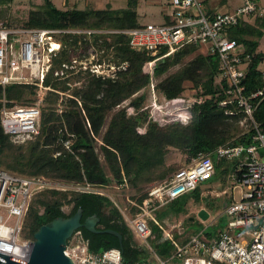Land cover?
<instances>
[{
  "label": "trees",
  "instance_id": "16d2710c",
  "mask_svg": "<svg viewBox=\"0 0 264 264\" xmlns=\"http://www.w3.org/2000/svg\"><path fill=\"white\" fill-rule=\"evenodd\" d=\"M43 1L39 8L29 10L26 20L19 28L110 31L139 27L135 12L137 0H128V8L119 12L76 9L63 11L54 7L50 0ZM3 3L4 0H0V5ZM89 20H93L90 25ZM109 22H113L114 26L109 25ZM0 27L11 28V25L7 22L4 25L0 23ZM105 31L89 36H58L61 46L50 60L44 77L42 101L39 104V134L34 140L26 145H19L14 144L4 134L0 102V169L19 175L44 177L67 185L89 183L116 190L115 187L124 184L122 190H116L121 193L126 192L129 185L138 188L156 180H163L170 171L165 168V157L170 148L194 159L199 155L210 156L227 142L230 145H235L236 142L243 145L250 143L249 125L243 131L238 128L243 115L237 113L228 117L224 114L226 107L220 104L226 98L227 85L217 79L219 73L215 60L204 56L200 46L186 45L153 64L154 91L159 98L181 95L186 90V83L192 85L197 96L206 98L202 104L192 107V117L187 124L175 122L159 126L150 118L149 105L152 96L146 64L163 56L165 51L161 50L155 56L136 51L129 46L126 35ZM256 35L257 30L244 23H240L233 31V36L238 37L248 53L253 54L244 79L247 93L264 86L260 70L264 54L254 53L256 44L247 38ZM90 53H99L106 63L121 67L126 64V67L118 70L114 78L108 79L81 72H65L64 76H55V72L72 58L82 59ZM177 65V70L167 74ZM164 74L167 75L161 78ZM75 77L82 79L80 88L71 87ZM38 95L36 86H7L4 90L0 87V100L4 96L8 106H34ZM126 100H130L132 113L125 107L116 109ZM227 108L233 109V106L228 105ZM108 117L110 118L106 130L101 135ZM253 119L264 129V98L256 101ZM138 129H144V133H138ZM234 135L235 139L230 142ZM98 136L101 137L102 144L98 150L103 161L96 150ZM66 140L70 141L69 149L63 146V141ZM211 157L216 176L224 161L217 163ZM231 169L233 171L234 167ZM199 191L196 188L158 208L153 212L154 219L160 225H165L173 217L185 214L190 199L199 202ZM146 194L144 192L137 199L139 204ZM119 204L130 218L139 213L137 208L132 212V207L122 205L121 200ZM225 204L227 203H223V207ZM66 205H71L68 214L63 211ZM78 209L82 211V224L87 218L95 216L99 218L96 230H113L121 235L120 243L118 238L110 234L90 233L81 227L77 231L88 243L90 252L99 253L109 248H117L123 262L128 264L148 258L147 250L139 248L134 239L132 240L135 233L127 226L122 211L109 198L73 189L34 190L23 219L20 238L34 240V233L42 225L58 217H71ZM187 222L191 224L192 220L187 219ZM147 223L150 229L148 240L154 251L162 257L171 255L172 245L165 239L159 226L151 219ZM217 231H209L207 234L213 235Z\"/></svg>",
  "mask_w": 264,
  "mask_h": 264
},
{
  "label": "built area",
  "instance_id": "2783aa9c",
  "mask_svg": "<svg viewBox=\"0 0 264 264\" xmlns=\"http://www.w3.org/2000/svg\"><path fill=\"white\" fill-rule=\"evenodd\" d=\"M169 22L163 25L145 24L129 30H110L128 37L129 46L136 51L155 56L161 50L165 54L146 64L150 78L152 101L149 105L150 118L159 126L180 122L185 125L192 117L194 105L202 104L206 98L197 96L193 90L185 91L173 98H159L154 91L152 66L180 48L195 44L204 56L215 60L218 80L227 85L224 114L228 117L243 115L239 122L250 127V143L235 146H220L210 156L199 155L189 166L177 170L168 180L152 186L142 200L135 205L139 213L127 218L123 207L109 193L110 187L89 183L67 185L54 183L44 177L25 176L0 169V254L26 262L33 250L34 240L20 238L22 223L28 209L31 194L36 189H73L77 192L101 194L109 198L128 220L135 237L143 243L149 256L133 264H264V129L253 119L256 101L264 98V86L247 93L244 79L252 59L244 44L233 31L247 18L258 11L255 0H242L240 7L232 12H216L207 15L199 0H168ZM91 29H38L0 27V87L36 86L39 90L34 106H8L2 97L1 127L14 144H23L39 134L40 109L43 81L50 60L60 49L58 36L61 34L92 35L103 33ZM121 66L106 63L99 53H90L85 58H72L61 66L55 76L65 72L89 73L102 79L114 78ZM264 83V72L262 71ZM233 106L228 109L227 106ZM130 113L133 108L127 109ZM140 134L144 129H138ZM69 149L70 141H63ZM233 161L232 176L242 188L239 200L224 205L222 214L227 218L225 227L213 235L201 229L181 240L182 228L175 226L167 231L154 219L153 212L165 204L194 191L203 182L215 176V164ZM124 184L115 187L122 190ZM127 201L128 198L126 197ZM154 221L173 252L169 256L158 255L147 241L150 229L147 220ZM174 229V230H173ZM251 239H243V236ZM64 255L73 264H128L123 262L120 250L109 248L99 253L89 251L88 243L76 231L68 240Z\"/></svg>",
  "mask_w": 264,
  "mask_h": 264
},
{
  "label": "rangeland",
  "instance_id": "374dc122",
  "mask_svg": "<svg viewBox=\"0 0 264 264\" xmlns=\"http://www.w3.org/2000/svg\"><path fill=\"white\" fill-rule=\"evenodd\" d=\"M63 0H52L54 5L62 10L69 9L70 6L64 7L61 5V2ZM79 2L76 5V8L78 9H87L92 8V4L95 5L96 0H90V3L86 6L85 0H78ZM88 1V0H87ZM103 3H105V0H101ZM44 3L43 0H4V3L0 5V16L2 19L0 20L1 25L3 24H9L11 25V28H19V26L26 20L27 13L31 9H36L42 6ZM126 6V4H125ZM142 8V7H139ZM140 19L139 23L141 24H147L152 23L154 25H161L162 24V17L160 14V7H154V8H142L139 9ZM264 20V19H263ZM93 20H89V25ZM109 25L114 26L113 22H109ZM15 26V27H14ZM111 30H117V29H111ZM105 31V30H104ZM107 31V30H106ZM249 40H253L256 44L254 48V53H263L264 54V27L260 28V30H257V35L254 37H247ZM113 64V63H110ZM114 65V64H113ZM126 64H123L122 67H120V70L125 69ZM179 68V65L174 66L171 68L167 74L170 72L177 70ZM260 70L264 72V61L260 65ZM167 74H164L161 78L165 77ZM82 85V79L75 77L74 81L71 82V87H77L80 88ZM185 91L192 90V85L189 83L185 84ZM37 101V99H36ZM130 100H126L121 105L117 106L116 109L120 108H130L129 105ZM61 107L58 108L60 110ZM109 118H107L105 126L101 130V135L106 130ZM240 131H243L246 128V125L242 126L239 123L238 126ZM139 131V130H138ZM139 133V132H138ZM101 137L96 138V150L99 151V146L101 143ZM235 139L232 137L229 141L233 142ZM34 140V138L32 139ZM30 140V141H32ZM236 141V140H235ZM29 142V141H27ZM27 142L19 145H26ZM239 143L236 142L235 145H238ZM235 146L230 145V143H226L221 146ZM99 157L100 160L103 161V158L101 156V153L99 151ZM191 160L186 155H184L182 152L175 150V149H168V153L165 157V168L170 169V171L167 173L166 177L163 180H156L153 181L150 184L142 185L138 188H135L131 185H129V189L125 192H118L114 189L109 190V193L114 198H117L121 200V204L130 206L133 208L132 212L136 210L135 205H138L139 202L137 199L142 195L147 193V191L155 185L161 184L162 182L168 180L174 172H176L179 169L186 168L191 164ZM234 165L233 161H224L219 173L214 176L211 180L203 182L199 185V193H200V200L199 202L193 201V199H190L188 204L186 205V213L177 217H173L171 220L167 221L164 225L165 229L171 230V228L175 226H179L183 230H185V234H187L189 231L191 233H195L201 229H206L207 231H213V230H221L225 227L227 218L222 214L223 212V203H229L231 200H239L241 197V191L242 188L237 185V183L234 181L232 176V166ZM47 179V178H45ZM48 181L54 182V183H60L55 180L47 179ZM61 184V183H60ZM64 184V183H63ZM125 196L120 197V196ZM126 197L129 201H127ZM116 199V200H117ZM119 200H117L119 202ZM125 202V203H124ZM135 209V210H134ZM71 210V205H66L63 207V211L68 214ZM201 212H204L208 214V218L206 220L202 219L199 214ZM126 217L130 219V217L125 213ZM187 219H191L192 223H188ZM125 222L127 226H129L128 220L125 219ZM131 228V227H130ZM174 230V229H173ZM134 239V240H133ZM243 239H251V236H243ZM133 241H135L136 245H141L143 241L137 239L136 237L132 238ZM149 244H151L148 241ZM146 250V249H145ZM148 256V255H147Z\"/></svg>",
  "mask_w": 264,
  "mask_h": 264
},
{
  "label": "water",
  "instance_id": "95a60500",
  "mask_svg": "<svg viewBox=\"0 0 264 264\" xmlns=\"http://www.w3.org/2000/svg\"><path fill=\"white\" fill-rule=\"evenodd\" d=\"M199 216L206 220L208 214L201 212ZM82 211L78 209L68 218L58 217L42 225L33 236L34 246L28 261L23 262L12 257L0 254V264H73L70 258L64 255L67 240L81 227L90 233H106L118 238L121 235L113 230L98 231L96 224L98 217L87 218L81 223Z\"/></svg>",
  "mask_w": 264,
  "mask_h": 264
},
{
  "label": "crops",
  "instance_id": "0c3cea01",
  "mask_svg": "<svg viewBox=\"0 0 264 264\" xmlns=\"http://www.w3.org/2000/svg\"><path fill=\"white\" fill-rule=\"evenodd\" d=\"M255 1L257 3L258 11L255 14H253L247 18H244L241 23L249 25L252 28H254L255 30H260V28L264 27V20H263L264 19V0H255ZM50 2L53 4L54 7H56L54 5V3L52 2V0H50ZM78 2H79L78 0H63L61 2V5L64 7H67L68 5L70 6L69 9H65V10H70V9L71 10L72 9L96 10V11L97 10H99V11L108 10V11H113V12H119V11L126 10L128 8V0H105V3H103L101 0H96L95 5L92 4L93 7L87 8V9L76 8V5ZM85 2H86L85 5L87 6L90 3V0H88V1L85 0ZM199 2L202 5L203 11L207 15H212L216 12H232L235 9H237L238 7H240L242 4V0H199ZM125 4H126V6H125ZM155 6L160 7V14L162 17V21H161L162 24L161 25L167 24L169 22V20H170L169 19L170 9H169V1L168 0H137L136 6H135V12L137 15L136 19H137V23L139 26L145 25V24L139 23V19L141 16L139 14L138 8L142 7V8L146 9V8H154ZM142 8H139V9H142ZM57 9H59V8H57ZM59 10H62V9H59ZM147 24H152V23H147ZM161 226L163 227V229H165L163 224H161ZM165 230L169 231V229H165ZM184 232H185V230L182 231L183 234L180 238L181 240H184L193 234L190 231L187 234H185ZM162 234H163V232H162ZM148 236H147V241H149ZM139 248H143V246L139 245ZM148 256H149V254H148Z\"/></svg>",
  "mask_w": 264,
  "mask_h": 264
}]
</instances>
